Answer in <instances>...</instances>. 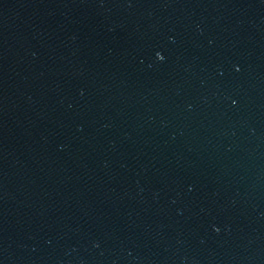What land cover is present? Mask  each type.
Listing matches in <instances>:
<instances>
[{
    "label": "water",
    "instance_id": "obj_1",
    "mask_svg": "<svg viewBox=\"0 0 264 264\" xmlns=\"http://www.w3.org/2000/svg\"><path fill=\"white\" fill-rule=\"evenodd\" d=\"M0 264H264V0H0Z\"/></svg>",
    "mask_w": 264,
    "mask_h": 264
},
{
    "label": "snow or ice",
    "instance_id": "obj_2",
    "mask_svg": "<svg viewBox=\"0 0 264 264\" xmlns=\"http://www.w3.org/2000/svg\"><path fill=\"white\" fill-rule=\"evenodd\" d=\"M163 59V58H162Z\"/></svg>",
    "mask_w": 264,
    "mask_h": 264
}]
</instances>
